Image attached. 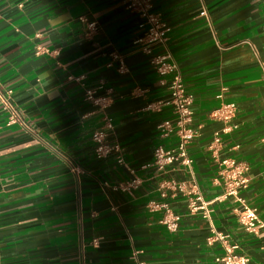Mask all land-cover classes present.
Listing matches in <instances>:
<instances>
[{
	"label": "crops",
	"instance_id": "0c3cea01",
	"mask_svg": "<svg viewBox=\"0 0 264 264\" xmlns=\"http://www.w3.org/2000/svg\"><path fill=\"white\" fill-rule=\"evenodd\" d=\"M152 2L170 27L166 47L198 130L187 145L191 169L173 165L164 176L141 167L176 137L158 130L171 107H148L169 98V76L149 62L161 47L150 54L134 42L145 30L140 17L123 0H0V264H219L212 228L247 264H264V228L246 231L233 197L213 201L208 221L187 211L185 195H161L162 180L174 177L214 199L223 192L219 160L232 156L247 166L239 194L264 223V0ZM80 16L96 22L89 38ZM1 94L21 121L7 123ZM221 101L236 104V128L216 143ZM105 116L106 140L125 164L114 152L94 155L91 134ZM151 200L180 214L175 231L149 210Z\"/></svg>",
	"mask_w": 264,
	"mask_h": 264
},
{
	"label": "built area",
	"instance_id": "2783aa9c",
	"mask_svg": "<svg viewBox=\"0 0 264 264\" xmlns=\"http://www.w3.org/2000/svg\"><path fill=\"white\" fill-rule=\"evenodd\" d=\"M127 10L137 14L142 20L141 25L145 28L144 34L137 38L134 42L141 45V49L152 54L154 47H161V52L153 53L150 57V64L153 66L158 75L165 77L169 76V98L157 104H150L148 107L158 108L161 105L171 107L172 118H166L158 125V130L163 137L175 135L176 142L173 146L164 147L157 145L152 154L150 162L143 164L142 168L152 167L159 174L168 173L173 165H180L190 170L193 159L188 153L187 145L195 136L198 130L191 125L192 122V103L193 96L188 93L184 86L181 72L174 61L171 53L166 47L168 33L170 27L165 23L160 15L152 11V0H123ZM79 20L86 25L85 38H89L97 29L94 20H88L85 16H80ZM113 58H118V55L112 54ZM121 68V65H120ZM264 78V74H263ZM135 92H142V89L136 87ZM3 104L10 109L8 124L21 121L20 113L17 108L11 105L5 95H2ZM88 97H91V92L88 91ZM98 102L99 98L93 99ZM236 114V104L231 101H221L219 106L213 110L212 116L215 119L224 122L220 131L214 133V142H218L221 133H228L236 124L232 123V119ZM105 123L99 129H96L91 134V140L94 144V155L101 159L114 152L115 159L120 164H125L121 148L117 143H110L106 140L107 130L112 127V121L108 117H104ZM222 165L221 175L223 177V192L212 200H205L201 190L195 181L178 180L174 177H167L161 183V195L167 196V191H170L171 197H176L178 194L186 196V207L190 214H200V216L208 221L211 219L210 204L213 201L225 200L228 197H233L237 202L242 204V209L238 212L237 217L239 222L244 226L245 230L254 234H258L261 228H264V223L260 219L257 209L245 203L239 191L246 186L247 178L245 172L247 166L238 161L237 158L228 156L219 160ZM264 168V157L262 159ZM131 186V184H130ZM124 185L123 188H128ZM148 208L151 211L160 210L162 212L160 222L169 231H175L179 226L180 214L174 212L170 205L163 202L151 200L148 202ZM264 234V230H262ZM214 241H219L223 247L221 254L215 257V261L219 264H247L248 256L237 250L236 245L228 241L226 234L211 229V234L207 237V242L210 244Z\"/></svg>",
	"mask_w": 264,
	"mask_h": 264
}]
</instances>
